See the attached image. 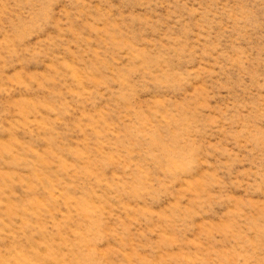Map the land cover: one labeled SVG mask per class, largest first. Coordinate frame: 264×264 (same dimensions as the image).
<instances>
[{
  "label": "rangeland",
  "instance_id": "obj_1",
  "mask_svg": "<svg viewBox=\"0 0 264 264\" xmlns=\"http://www.w3.org/2000/svg\"><path fill=\"white\" fill-rule=\"evenodd\" d=\"M0 264H264V0H0Z\"/></svg>",
  "mask_w": 264,
  "mask_h": 264
}]
</instances>
